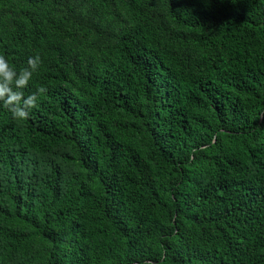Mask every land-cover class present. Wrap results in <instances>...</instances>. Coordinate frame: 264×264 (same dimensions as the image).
<instances>
[{
    "label": "trees",
    "instance_id": "16d2710c",
    "mask_svg": "<svg viewBox=\"0 0 264 264\" xmlns=\"http://www.w3.org/2000/svg\"><path fill=\"white\" fill-rule=\"evenodd\" d=\"M0 264H264V0H0Z\"/></svg>",
    "mask_w": 264,
    "mask_h": 264
},
{
    "label": "clouds",
    "instance_id": "9594fccd",
    "mask_svg": "<svg viewBox=\"0 0 264 264\" xmlns=\"http://www.w3.org/2000/svg\"><path fill=\"white\" fill-rule=\"evenodd\" d=\"M41 63L39 55L29 57L27 66L17 71L4 55H0V105L7 109L14 119H27L31 110L37 106L40 95L47 92L46 87L41 86L25 98L22 91L38 72Z\"/></svg>",
    "mask_w": 264,
    "mask_h": 264
}]
</instances>
